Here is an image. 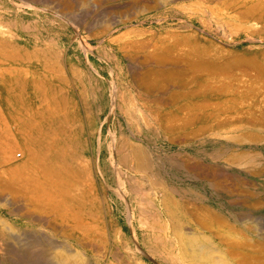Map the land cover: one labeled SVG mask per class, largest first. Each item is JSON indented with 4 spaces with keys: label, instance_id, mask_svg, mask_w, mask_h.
<instances>
[{
    "label": "rangeland",
    "instance_id": "obj_1",
    "mask_svg": "<svg viewBox=\"0 0 264 264\" xmlns=\"http://www.w3.org/2000/svg\"><path fill=\"white\" fill-rule=\"evenodd\" d=\"M0 140L23 181L50 166L48 200L0 183L16 231L163 264L146 220L180 221L264 264V0H0Z\"/></svg>",
    "mask_w": 264,
    "mask_h": 264
},
{
    "label": "bare ground",
    "instance_id": "obj_2",
    "mask_svg": "<svg viewBox=\"0 0 264 264\" xmlns=\"http://www.w3.org/2000/svg\"><path fill=\"white\" fill-rule=\"evenodd\" d=\"M133 104H135V103H133ZM28 115H29V113H28ZM4 139H5V137H4ZM9 143H11V142H9ZM16 146H18V145H16ZM14 149H16V148H14ZM11 150H13V149H11ZM17 150H18V148H17ZM17 150H16V152H18ZM28 151H30V150L28 149ZM31 153L33 154V152H31ZM7 154H8L7 149H4V148L0 149V169L4 170V175L1 176L3 179L0 181V183L11 184L13 187L16 184H18L19 186L21 184H24V186H27L24 189H27L29 191V192H27V195L24 196V197H28V195H29V196H33L36 199H41V198H46V197L51 195V192H50L51 188H50V190L48 189L49 186H48V182H47V181H50V178H49L50 176L49 177L47 176V174L49 172L46 170L48 165H45L46 168L44 167V170L47 173L46 172H42V171L39 172L40 170L38 171V169H37V171H35L31 176H28L23 181L22 176H20L18 174L19 172H23V169H19L20 167H16L17 165L15 166V161H14L15 159L12 158V156L8 157ZM21 157H22V155H21ZM137 157H138V155H137ZM124 158H125V162L127 164L128 163L127 162V157L124 156ZM125 162H124V164H125ZM142 162H144V161H142ZM39 164H41V162ZM48 167H50V166H48ZM55 177H57V176H55ZM11 185L10 186H6L5 185V186H6V188L8 187V189H9L10 187L12 188ZM8 189H6V190L8 191ZM6 190H3V191H6ZM121 192L122 191H120V193ZM21 193L23 195L22 191H21ZM124 195H125V190L122 192V196H124ZM1 198H0V203L2 204V200L3 199H1ZM6 198H7V196H6ZM58 198H60V197H58ZM20 200L24 201L23 198H21ZM46 200H48V199L46 198ZM32 202H35V201L33 200ZM125 203H126V201H125ZM13 204H15V203H13V199H7L5 204L4 205L2 204L1 207L12 206ZM38 208H40V207H38ZM167 211L169 213L168 215H170L169 217H171V218L176 215V209L173 208V207L168 208ZM167 211H165V212L167 213ZM1 214H2V212H1ZM154 215H156V214H154ZM29 216H32L34 218V220H38L39 218H42V217L36 216L35 214H30ZM151 218H153V216ZM152 220H155V219H152ZM152 223H151V225L148 224L149 226L147 225V220H146V223H145L146 224L145 226H147L148 230H151L152 234H153V236H151L150 238L148 237V239L150 241V245L147 248L148 250L146 249L148 251L147 254L151 258L154 259V258H156V256H159L161 258V261L163 260L162 261L163 264H218L217 263L218 259L212 258V256H211V250H212L210 248L211 245H209L207 243L202 244V242L200 241V239H199V237H200L199 235L201 234L200 232H199L200 233L199 234L195 230H192L190 227H188L185 223H182L180 221L179 222L177 221V222L174 223L171 220L170 223L169 222L166 223L165 221H160L159 220L156 223H153V224ZM143 224L144 223L142 222V227H143ZM83 227H85V226H83ZM16 230L17 229H15L5 218L2 217V215H0V240H5V241L9 242V239L14 237V240L16 242H18V244L20 245L19 248L17 247L18 248V254L16 253L14 255H11V250H9V249L5 250V248H3L1 246V249L4 251V255L0 256L1 264H94L92 261H90L88 251L86 249H84L83 246H81V244H83V242L82 243L81 242L80 243H75V242H72L71 240L66 239V238L61 240V239L56 238L55 236L49 235L47 232L40 231V230L39 231H34V230H22V231L20 230V231H16ZM87 230L89 232H91L90 231L91 229L89 230V228H88ZM88 231H86V232H88ZM201 239H202V237H201ZM206 239L207 238L205 237L203 240L206 241ZM5 241H3V242H5ZM7 244H8V246H10L12 243L11 244L7 243ZM28 245H30L32 248L38 249V250L33 249V251L31 252V254L33 252L35 254H39L40 253L37 256L38 260H36L34 258L37 262H33V261H24V262L23 261H18L20 259H23V257H24L23 256L24 254L22 255V257H19V255L21 256V253H23V252H20L19 250L24 251V249ZM16 246L17 245L13 246V248L16 247ZM139 250L140 251L142 250L140 248V246H139ZM14 252H17V251H14ZM17 257H18V259H17ZM217 258H218V256H217ZM115 259H116V257H115ZM219 260H220V258H219ZM157 263L158 264H162L160 262H157ZM230 263H232V262H230ZM222 264H223V262H222Z\"/></svg>",
    "mask_w": 264,
    "mask_h": 264
}]
</instances>
